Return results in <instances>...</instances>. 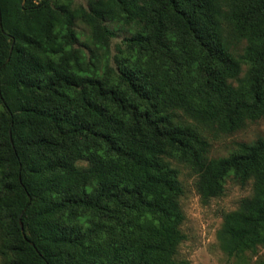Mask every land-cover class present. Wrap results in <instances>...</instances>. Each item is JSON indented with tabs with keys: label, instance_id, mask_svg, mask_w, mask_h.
Here are the masks:
<instances>
[{
	"label": "trees",
	"instance_id": "obj_1",
	"mask_svg": "<svg viewBox=\"0 0 264 264\" xmlns=\"http://www.w3.org/2000/svg\"><path fill=\"white\" fill-rule=\"evenodd\" d=\"M23 2L0 0L10 264H192L178 259L176 163L196 174L204 202L229 179L251 183L219 239L230 256L264 247V139L213 158L204 134L264 120V0ZM81 25L91 42L81 44ZM112 25L132 31L116 67Z\"/></svg>",
	"mask_w": 264,
	"mask_h": 264
},
{
	"label": "rangeland",
	"instance_id": "obj_2",
	"mask_svg": "<svg viewBox=\"0 0 264 264\" xmlns=\"http://www.w3.org/2000/svg\"><path fill=\"white\" fill-rule=\"evenodd\" d=\"M77 8H89V0H73ZM115 32L110 42L111 64L116 67L114 57L123 47L124 40L130 37L132 31L128 28L113 26ZM81 44L91 42V31L85 25L79 27ZM98 55L103 51L99 45H91ZM204 134L211 144L210 156L213 158L227 157L237 150L239 143H254L264 139V120L248 123L243 129L232 133H220L206 126ZM180 170V178L185 187L182 206L185 221L182 226L186 239L179 247L178 259L187 260L192 264H259L264 262V247L256 251H248L239 256H230L222 247L219 232L222 229L224 216L239 209L241 203L253 194L250 183L245 187L227 180L223 196L204 202L196 190V174L187 166L176 163ZM8 226L0 215V264H10L12 254L9 252L7 237Z\"/></svg>",
	"mask_w": 264,
	"mask_h": 264
},
{
	"label": "water",
	"instance_id": "obj_3",
	"mask_svg": "<svg viewBox=\"0 0 264 264\" xmlns=\"http://www.w3.org/2000/svg\"><path fill=\"white\" fill-rule=\"evenodd\" d=\"M25 5H26V0H24V2H23V6L25 7ZM21 227H22V229H23V224L21 223Z\"/></svg>",
	"mask_w": 264,
	"mask_h": 264
}]
</instances>
